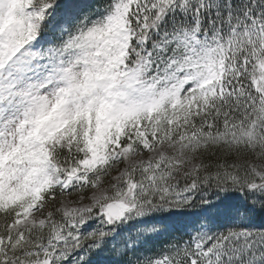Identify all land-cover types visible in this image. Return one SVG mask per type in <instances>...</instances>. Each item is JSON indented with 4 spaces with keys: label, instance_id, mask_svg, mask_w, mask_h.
Masks as SVG:
<instances>
[{
    "label": "snow or ice",
    "instance_id": "1",
    "mask_svg": "<svg viewBox=\"0 0 264 264\" xmlns=\"http://www.w3.org/2000/svg\"><path fill=\"white\" fill-rule=\"evenodd\" d=\"M0 264H264V0H0Z\"/></svg>",
    "mask_w": 264,
    "mask_h": 264
}]
</instances>
